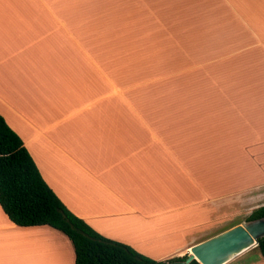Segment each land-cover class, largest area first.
<instances>
[{"label":"crops","instance_id":"crops-1","mask_svg":"<svg viewBox=\"0 0 264 264\" xmlns=\"http://www.w3.org/2000/svg\"><path fill=\"white\" fill-rule=\"evenodd\" d=\"M0 114L98 233L189 255L226 197L264 206V0H0ZM51 229L0 205V264H75Z\"/></svg>","mask_w":264,"mask_h":264},{"label":"trees","instance_id":"trees-1","mask_svg":"<svg viewBox=\"0 0 264 264\" xmlns=\"http://www.w3.org/2000/svg\"><path fill=\"white\" fill-rule=\"evenodd\" d=\"M0 205L19 227L48 226L67 236L75 250V264H171L188 259V255L166 261L150 258L127 244L104 237L73 214L44 180L24 141L1 114ZM263 217L264 206L255 209L247 221ZM258 249L264 257V239ZM190 264L199 263L194 260Z\"/></svg>","mask_w":264,"mask_h":264},{"label":"water","instance_id":"water-1","mask_svg":"<svg viewBox=\"0 0 264 264\" xmlns=\"http://www.w3.org/2000/svg\"><path fill=\"white\" fill-rule=\"evenodd\" d=\"M261 239H264V217L242 222L194 245L186 261L171 264H190L194 260L199 264H227L244 252L258 247Z\"/></svg>","mask_w":264,"mask_h":264},{"label":"rangeland","instance_id":"rangeland-1","mask_svg":"<svg viewBox=\"0 0 264 264\" xmlns=\"http://www.w3.org/2000/svg\"><path fill=\"white\" fill-rule=\"evenodd\" d=\"M215 156V157H214ZM214 157V158H212ZM217 154H209L208 158L207 156H205V161H210V162H213L215 161L217 158ZM210 173L208 171H205V178H207V174ZM179 185L182 186V184L180 183ZM223 205L226 206L228 208V211H227V214L225 216V222L226 224L224 226H222L221 224H223V219L219 220L218 222L215 223V226H220L221 228L225 229V228H228V227H231L233 225H239L241 224L242 222H245L247 221V219L249 218V216L252 214V212L259 208L260 205H262L263 203H254V204H251V203H248L246 201H241V208H238L237 205H238V201L234 200L232 198V196H228L226 197L225 201H222ZM52 230V229H51ZM55 231V230H54ZM213 235H218L216 234L215 232L213 233H210L208 235L205 236V238H208V237H214ZM207 240V239H206ZM54 241V240H52ZM251 250V249H250ZM253 254L254 256H260L261 255V252L258 248L254 249L253 251ZM63 264H65V260L63 262Z\"/></svg>","mask_w":264,"mask_h":264}]
</instances>
